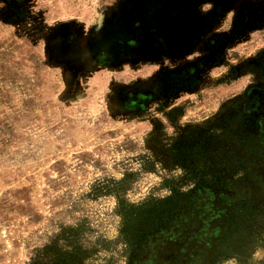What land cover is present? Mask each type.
Instances as JSON below:
<instances>
[{
    "label": "rangeland",
    "instance_id": "1",
    "mask_svg": "<svg viewBox=\"0 0 264 264\" xmlns=\"http://www.w3.org/2000/svg\"><path fill=\"white\" fill-rule=\"evenodd\" d=\"M0 264H264V0H0Z\"/></svg>",
    "mask_w": 264,
    "mask_h": 264
}]
</instances>
